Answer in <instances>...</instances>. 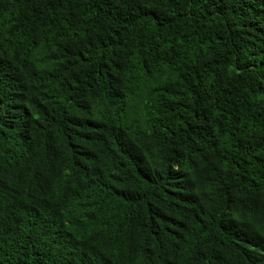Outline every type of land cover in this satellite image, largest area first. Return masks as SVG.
Returning a JSON list of instances; mask_svg holds the SVG:
<instances>
[{"label":"trees","instance_id":"trees-1","mask_svg":"<svg viewBox=\"0 0 264 264\" xmlns=\"http://www.w3.org/2000/svg\"><path fill=\"white\" fill-rule=\"evenodd\" d=\"M0 264H264V0H0Z\"/></svg>","mask_w":264,"mask_h":264}]
</instances>
